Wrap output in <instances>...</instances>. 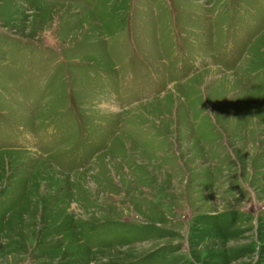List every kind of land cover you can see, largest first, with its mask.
Instances as JSON below:
<instances>
[{
    "label": "rangeland",
    "instance_id": "rangeland-1",
    "mask_svg": "<svg viewBox=\"0 0 264 264\" xmlns=\"http://www.w3.org/2000/svg\"><path fill=\"white\" fill-rule=\"evenodd\" d=\"M0 264H264V0H0Z\"/></svg>",
    "mask_w": 264,
    "mask_h": 264
}]
</instances>
